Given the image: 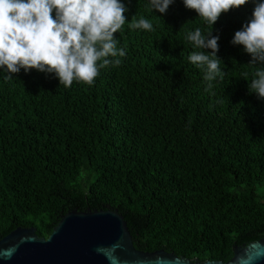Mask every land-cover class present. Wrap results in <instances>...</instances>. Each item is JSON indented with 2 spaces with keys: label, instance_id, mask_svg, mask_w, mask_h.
Instances as JSON below:
<instances>
[{
  "label": "trees",
  "instance_id": "trees-1",
  "mask_svg": "<svg viewBox=\"0 0 264 264\" xmlns=\"http://www.w3.org/2000/svg\"><path fill=\"white\" fill-rule=\"evenodd\" d=\"M114 34L126 56L92 84L54 75L0 77V240L15 228L47 238L71 210H118L134 246L229 261L264 237V100L256 67L231 41L254 5L222 13L213 35L223 79L207 90L186 35L208 31L176 0L167 13L123 0ZM140 18L152 31L130 25Z\"/></svg>",
  "mask_w": 264,
  "mask_h": 264
},
{
  "label": "clouds",
  "instance_id": "clouds-1",
  "mask_svg": "<svg viewBox=\"0 0 264 264\" xmlns=\"http://www.w3.org/2000/svg\"><path fill=\"white\" fill-rule=\"evenodd\" d=\"M151 10L162 16L176 0H148ZM252 3V16L231 43L250 55L249 65L257 68L249 83V94L264 100V0H183L195 10L208 31L197 27L186 35L194 51L188 61L204 70L207 90L223 79L218 56L219 39L214 25L222 13ZM123 0H0V77L11 81L21 71L54 75L60 86L74 82L92 84L100 70L119 65L126 56L118 47V33L128 20ZM134 29L153 30L140 18Z\"/></svg>",
  "mask_w": 264,
  "mask_h": 264
},
{
  "label": "water",
  "instance_id": "water-1",
  "mask_svg": "<svg viewBox=\"0 0 264 264\" xmlns=\"http://www.w3.org/2000/svg\"><path fill=\"white\" fill-rule=\"evenodd\" d=\"M0 264H264V237L235 246L227 262L194 261L165 250L137 249L118 210L74 209L47 238L34 226L12 230L0 240Z\"/></svg>",
  "mask_w": 264,
  "mask_h": 264
}]
</instances>
